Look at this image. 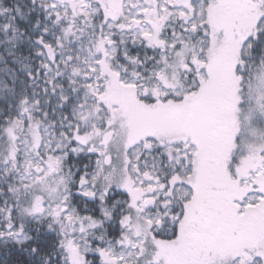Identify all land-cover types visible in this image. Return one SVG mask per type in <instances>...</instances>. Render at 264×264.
I'll return each mask as SVG.
<instances>
[{"label": "snow or ice", "instance_id": "obj_1", "mask_svg": "<svg viewBox=\"0 0 264 264\" xmlns=\"http://www.w3.org/2000/svg\"><path fill=\"white\" fill-rule=\"evenodd\" d=\"M0 264H264V0H0Z\"/></svg>", "mask_w": 264, "mask_h": 264}]
</instances>
